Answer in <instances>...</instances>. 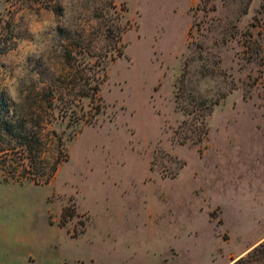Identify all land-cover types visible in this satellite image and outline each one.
I'll use <instances>...</instances> for the list:
<instances>
[{"label":"rangeland","instance_id":"374dc122","mask_svg":"<svg viewBox=\"0 0 264 264\" xmlns=\"http://www.w3.org/2000/svg\"><path fill=\"white\" fill-rule=\"evenodd\" d=\"M0 264H264V0H0Z\"/></svg>","mask_w":264,"mask_h":264},{"label":"trees","instance_id":"16d2710c","mask_svg":"<svg viewBox=\"0 0 264 264\" xmlns=\"http://www.w3.org/2000/svg\"><path fill=\"white\" fill-rule=\"evenodd\" d=\"M98 91V86L97 84L94 85L93 87V92L92 95L96 96ZM7 125L11 126V123L9 121H7ZM12 130V129H9ZM22 147L20 148V154L23 158V160H25L26 164L28 167H33L35 169H38V165H37V155L32 147V145L30 144V141H25L22 143ZM55 167H56V163H53L50 168L49 171L47 172H42L43 178L41 179V181L47 182L49 180V178L51 177V175L54 173L55 171Z\"/></svg>","mask_w":264,"mask_h":264},{"label":"clouds","instance_id":"9594fccd","mask_svg":"<svg viewBox=\"0 0 264 264\" xmlns=\"http://www.w3.org/2000/svg\"><path fill=\"white\" fill-rule=\"evenodd\" d=\"M43 23H37V18L35 15H32L29 17V27L31 28L32 31L37 32L42 30L45 26L47 25H53L55 26V14L48 12V13H43ZM5 84L10 87L12 90L13 94H15V87L17 85V81L14 77H5Z\"/></svg>","mask_w":264,"mask_h":264}]
</instances>
